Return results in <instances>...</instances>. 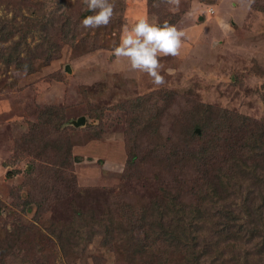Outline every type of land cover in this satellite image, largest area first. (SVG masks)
Segmentation results:
<instances>
[{
	"label": "rangeland",
	"instance_id": "rangeland-1",
	"mask_svg": "<svg viewBox=\"0 0 264 264\" xmlns=\"http://www.w3.org/2000/svg\"><path fill=\"white\" fill-rule=\"evenodd\" d=\"M10 1L22 6L19 0H1V17L28 15L25 7L20 13L10 7ZM69 2L61 4L65 11ZM151 3L125 0L124 25L131 26L143 17L149 23L174 25L171 21L177 17L175 26L186 33L178 57L160 58L165 78L160 86L147 74L131 71L127 61H117L113 46L120 37L114 32L102 30L97 39L92 31L88 44L77 40L71 47L61 42L60 56L40 69V60H36L34 73L5 64V48L18 42V36L0 43V230L6 228L13 239L14 225L32 224L35 213L25 216L15 199L17 192L22 193L19 197L27 192L23 184L29 163L13 162V156L22 140L19 145L27 148L28 137L44 131L36 126L42 123L48 105L59 109L62 114L58 116L67 122L61 141L69 146L75 164L69 171L76 177L74 190L44 213L46 222L60 227L76 219L77 212L93 216L94 226L109 216L120 219L117 214L124 207H150L158 201L166 180L170 187H177L170 163L158 159L137 163L131 156L158 157L169 147L174 150L181 144L186 121L202 110L264 121V0H254L250 7L248 0H180L178 9ZM50 31L58 34V30ZM40 35L42 30L27 37L30 49ZM93 46L98 49L85 52ZM82 117L86 125L74 127L72 122ZM157 121L163 125L162 134L155 133ZM51 138L44 133L42 140ZM171 210L165 215L170 217ZM48 232L43 229L33 239V253L41 262L128 264L102 236L94 237L84 252L74 254L69 248L61 249ZM153 250L168 264L194 263L185 248L174 250L158 243Z\"/></svg>",
	"mask_w": 264,
	"mask_h": 264
},
{
	"label": "trees",
	"instance_id": "trees-1",
	"mask_svg": "<svg viewBox=\"0 0 264 264\" xmlns=\"http://www.w3.org/2000/svg\"><path fill=\"white\" fill-rule=\"evenodd\" d=\"M64 1L19 0L20 8L16 2H9L18 13L25 7L28 15L15 14L12 19L0 16V43L19 37L18 42L5 48L3 56L7 66L34 73L36 60H40V69L60 56L61 42L71 47L77 40L88 44L91 32L98 39L102 30L120 37L125 0H114L116 15L112 22L97 29L81 26L85 16L94 14L87 10L83 0H69L66 11L61 6ZM151 1L152 5H160L159 0ZM178 20L176 17L171 23L175 25ZM50 29L58 30V34H51ZM38 30H42L40 40L30 49L27 37ZM97 49L93 46L85 52ZM137 107L142 108L139 104ZM43 110L42 123L36 129L44 131L29 136L24 142L27 148L19 145L22 140L13 156V162L29 163L23 184L27 192L21 197L22 193L17 192L15 199L25 216L34 210V217L32 224L14 225L15 239L6 228L0 230V264H46L33 253V239L43 229L51 231L49 238L57 241L61 249L69 248L74 254L84 252L94 237L102 236L107 246L128 264H168L160 259L163 255L154 254L158 243L174 250L191 251L193 264H264L263 120L228 111L212 115L202 110L197 117L186 121L181 144L174 150L169 147L158 157L131 156L132 162L137 163L149 159L170 163L177 175L173 176L177 187H170L166 180V188L160 190L158 201L150 207H124L117 214L120 219L109 216L94 226L93 216L77 212L76 219L60 227L46 222L44 213L74 190L76 177L69 171L75 164L69 146L61 141L67 123L58 116L62 113L51 105ZM158 123L155 133L162 134L163 125ZM36 129L30 131L34 133ZM44 133L45 137L49 134L52 138L43 141ZM171 208L169 217L165 214ZM38 223L42 227H36Z\"/></svg>",
	"mask_w": 264,
	"mask_h": 264
},
{
	"label": "clouds",
	"instance_id": "clouds-1",
	"mask_svg": "<svg viewBox=\"0 0 264 264\" xmlns=\"http://www.w3.org/2000/svg\"><path fill=\"white\" fill-rule=\"evenodd\" d=\"M159 2L176 9L180 6V0ZM83 3L88 11L94 13L82 20L81 26L85 29L106 27L116 15L114 0H83ZM252 3L254 0H248L249 7ZM154 6L159 7V3ZM185 36L186 33L175 25L149 23L147 17H143L131 26H123L119 45L113 49V55L117 61H127L131 71L147 74L154 85L160 86L165 83L161 75L164 65L160 58L178 57Z\"/></svg>",
	"mask_w": 264,
	"mask_h": 264
},
{
	"label": "water",
	"instance_id": "water-1",
	"mask_svg": "<svg viewBox=\"0 0 264 264\" xmlns=\"http://www.w3.org/2000/svg\"><path fill=\"white\" fill-rule=\"evenodd\" d=\"M201 20H203V18H201ZM72 124L76 128L83 127V126L86 125V118L85 117H82V118L78 119L77 121H73Z\"/></svg>",
	"mask_w": 264,
	"mask_h": 264
}]
</instances>
